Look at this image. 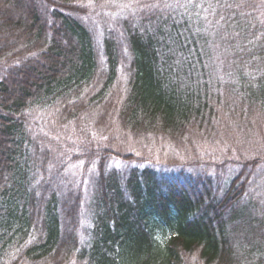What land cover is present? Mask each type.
<instances>
[{
	"label": "trees",
	"instance_id": "obj_1",
	"mask_svg": "<svg viewBox=\"0 0 264 264\" xmlns=\"http://www.w3.org/2000/svg\"><path fill=\"white\" fill-rule=\"evenodd\" d=\"M84 1L0 0V264H264V0H125L147 7L98 45ZM81 124L187 150L247 124L263 156L221 157L223 187L101 164L76 187L56 137Z\"/></svg>",
	"mask_w": 264,
	"mask_h": 264
},
{
	"label": "rangeland",
	"instance_id": "obj_2",
	"mask_svg": "<svg viewBox=\"0 0 264 264\" xmlns=\"http://www.w3.org/2000/svg\"><path fill=\"white\" fill-rule=\"evenodd\" d=\"M186 1L179 0L172 6L181 9V3L184 5ZM188 2L193 6V0H188ZM80 3L85 5L83 11L80 12L86 15L85 21L94 32L97 45L99 40L102 42L106 32L117 21L127 19L135 11L138 12L147 7L139 2L125 0H105L98 5L93 0ZM85 7L88 9L86 10ZM100 61L103 65V61L101 59ZM255 121L257 125L259 121L252 120L253 123ZM249 127L250 125L247 124L243 126L237 124L231 128L225 125L223 129L228 136L227 139L208 143L195 141L193 149L190 150H187V147H176L165 140L153 137H137L133 140L131 137L115 132L114 138L111 139L102 132H97L83 124L78 127L73 125L67 132H57L56 139L62 143L64 153H68V162L63 168L67 167L66 177L68 178L70 174L76 187H81L80 184L87 186L86 183L88 184L92 179L91 176L97 175L100 171V164L105 168L107 166L108 169L113 167L119 170L128 165V167L147 165L158 170H181L187 174L206 173L219 187H223L227 185V179L232 171L221 170L224 160L221 157L230 154L231 158L240 157L246 161L256 156H263L260 134L251 130L256 129L252 125L251 129ZM43 135L49 137L47 134L43 133ZM108 144H112L111 148L107 146ZM224 152L226 154H223ZM213 153L214 156L211 157ZM237 173L238 170L229 179ZM194 261L195 255L186 257V264H194Z\"/></svg>",
	"mask_w": 264,
	"mask_h": 264
}]
</instances>
